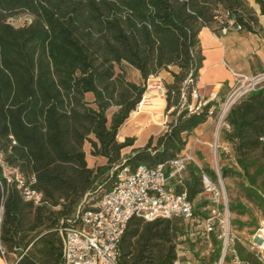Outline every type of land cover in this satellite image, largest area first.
I'll use <instances>...</instances> for the list:
<instances>
[{"label": "trees", "instance_id": "obj_1", "mask_svg": "<svg viewBox=\"0 0 264 264\" xmlns=\"http://www.w3.org/2000/svg\"><path fill=\"white\" fill-rule=\"evenodd\" d=\"M251 2L264 15V0H0V245L5 255L21 256L12 264H60L57 227L86 193L108 191L124 167H156L184 150L218 105L194 96L204 59L199 32L220 33L228 26L218 23L220 16L233 20L228 29L260 32ZM20 14L31 18L20 26L8 21ZM126 67L139 82L127 79ZM162 71L170 77L162 81L166 129L122 156L133 138L120 142L117 131L141 102L147 79ZM224 121L223 137L264 203L255 185L261 177L264 187V88L237 99ZM85 143L104 164L87 165ZM201 170L216 179L212 169L190 163L181 184L171 183L204 215ZM229 173L220 169L222 179ZM25 190L39 193V203L26 199ZM180 222L131 218L119 263L172 264ZM233 248L258 264L240 243ZM218 257L219 246L211 262Z\"/></svg>", "mask_w": 264, "mask_h": 264}, {"label": "built area", "instance_id": "obj_2", "mask_svg": "<svg viewBox=\"0 0 264 264\" xmlns=\"http://www.w3.org/2000/svg\"><path fill=\"white\" fill-rule=\"evenodd\" d=\"M224 20L228 26L221 28L223 33L234 24L233 20H226L225 16L217 19L219 24ZM233 30H239V26ZM233 75V89L225 99L222 112L229 110L240 97L264 88V71L253 75L234 72ZM190 161H193L190 156L180 153L156 167L139 165L132 171L124 167L116 172L112 187L98 199L88 200L90 194L86 193L74 214L61 220L57 227L61 239L60 264H120L119 242L133 217L144 221L179 218L185 230L184 235L191 242H204L208 251L214 253L219 246L218 264L224 263V256L229 251L233 255L232 264H249L229 247L234 235L230 230L228 207L214 180L206 172L201 170L203 191L200 197L206 201L201 208L204 215L195 213L194 203L187 199L185 192L175 191L171 181L181 184ZM16 179L20 182L18 176ZM24 195L35 204L40 201L39 193L25 190ZM184 235L177 237L176 255L172 264L196 263L195 259L187 255V249L179 245V240ZM248 250L258 264H264V221L250 235ZM23 253L24 251L21 254ZM0 256L4 264H9L1 245ZM20 257L15 256V260Z\"/></svg>", "mask_w": 264, "mask_h": 264}, {"label": "rangeland", "instance_id": "obj_3", "mask_svg": "<svg viewBox=\"0 0 264 264\" xmlns=\"http://www.w3.org/2000/svg\"><path fill=\"white\" fill-rule=\"evenodd\" d=\"M30 18L31 17L28 14H20L15 19H13L14 21H12L11 24H13L14 26H20L27 23ZM126 77L131 81H140L138 72L131 67H126ZM169 79V75L163 71L156 77H149L146 81V90L144 94L152 90L150 92L152 96L158 98V96L163 94L164 98L165 90L162 81ZM232 89L233 88H230L228 90L221 89L218 95H216L212 99H208L207 96H200L197 92L196 87V92L194 93V95H197L203 102L208 100H215L218 102V105L215 109L214 114L209 118L210 120L206 130L199 135H194L193 131V133L188 136L186 146L181 153L186 154L187 156H190L192 158L193 161H190V163L195 164L202 169L208 167L212 169L216 173V175L218 174L217 176H219V179L218 177H216L214 182L222 200L226 202L228 207L230 230L234 235L233 243H240L246 249V252H249V237L252 234L254 228L261 221H264V203H260L253 196L249 181L238 167L235 161L234 152L232 151L230 144L225 141L223 137L224 130L228 128L227 124L224 121L228 110L225 113H223L222 111L225 104V99L227 95L231 93ZM87 100H92L90 94L87 95ZM147 101H149V99ZM147 101H144V103H146ZM114 109L115 108H111L107 112V115L109 116ZM135 111H138L137 106L135 108ZM222 114H224V116L221 118ZM169 118L170 117L163 112L161 116L155 118V124H159L161 128L163 125L164 128H162V130L165 131L166 123ZM164 131H161L158 135H160ZM157 136H155L154 138H156ZM198 141H206L207 143H205L204 145H202L203 147H201ZM84 147L86 151H88V143H85ZM122 156L125 155L122 154ZM89 163L92 166H97L95 165V162H92L91 160ZM222 167L227 168L232 172L229 173L228 176L224 179L220 177V169ZM235 172L239 173L237 174ZM260 180L261 177H258L255 181V185L258 186L257 191L262 194V199H264V187L260 186ZM102 193L103 189L99 188L96 190V192L88 195L87 199L96 200L101 196ZM199 200L200 199H195L194 202L196 203ZM229 205H232L234 208L229 209ZM180 224H182V222H180ZM182 234H185L184 229H182ZM182 237L183 239L179 240V245L187 249V255L195 259V264H218L217 259L211 262V256L214 254V251H208V246L206 243L200 241L191 242L186 235ZM233 243H231L229 246L231 250H234ZM213 246H215V243H213ZM15 256H17L15 253H8L7 255H5L6 260L9 264H12ZM232 256L233 255L231 251L226 252L223 264H232ZM0 264H4L1 256Z\"/></svg>", "mask_w": 264, "mask_h": 264}, {"label": "crops", "instance_id": "obj_4", "mask_svg": "<svg viewBox=\"0 0 264 264\" xmlns=\"http://www.w3.org/2000/svg\"><path fill=\"white\" fill-rule=\"evenodd\" d=\"M251 5L258 14V26L260 32L235 31L228 29L226 32L214 33L208 27H203L199 32V39L203 52V64L200 69L197 92L200 96L212 99L221 89H230L234 83L233 73L253 75L264 71V15L259 14L256 4ZM152 96V95H150ZM165 101L163 94L158 98L152 96L146 103L138 106V111H131L128 118L119 127L116 138L123 141L125 138H133L131 146L122 150L127 155L132 149L143 147L150 137L157 136L164 128L155 124V118L164 112ZM161 114V115H160ZM209 120L194 130V135H199L206 130ZM207 136V135H206ZM203 147L206 141H198ZM205 147V146H204ZM86 161L89 167L90 160L95 165H102L105 159L93 157L86 151Z\"/></svg>", "mask_w": 264, "mask_h": 264}, {"label": "bare ground", "instance_id": "obj_5", "mask_svg": "<svg viewBox=\"0 0 264 264\" xmlns=\"http://www.w3.org/2000/svg\"><path fill=\"white\" fill-rule=\"evenodd\" d=\"M152 90H150V92H151ZM150 92H148V93H145L144 95H143V98L141 99V102L140 103H142V102H144V101H147L148 99L150 100L151 99V94H150ZM139 103V104H140ZM139 106V105H138ZM137 106V107H138ZM223 113H225V112H223ZM224 116V114H222L221 115V118Z\"/></svg>", "mask_w": 264, "mask_h": 264}]
</instances>
